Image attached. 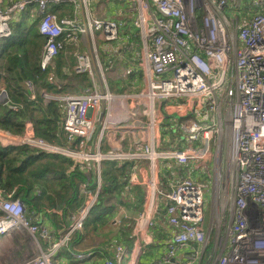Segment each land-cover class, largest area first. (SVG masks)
Returning a JSON list of instances; mask_svg holds the SVG:
<instances>
[{"label": "built area", "instance_id": "obj_1", "mask_svg": "<svg viewBox=\"0 0 264 264\" xmlns=\"http://www.w3.org/2000/svg\"><path fill=\"white\" fill-rule=\"evenodd\" d=\"M108 1L130 4L132 25L142 41L146 90L134 96L112 94L103 84L100 65L94 66L87 53L76 55L73 71L87 74L92 82L94 76L101 80L97 84L93 82L91 89L72 94L43 93L41 100H35L33 86L26 83L30 101L38 105L54 102L64 106L62 139L48 142L40 138L26 120L22 135L0 129V147L26 146L38 154L59 155L75 164L90 165L95 190L91 201L87 203V199L80 213L70 217L71 225L66 233L59 236L48 251L40 250L20 264H54L53 256L62 248L69 250L77 262L92 258V251H78L71 242L75 234L81 235L83 221L100 190L102 162L145 160L155 166L158 159H169L185 165L202 159L207 153V145L197 149L193 146L195 143L210 141L209 147L213 143L220 148L222 125L227 136L226 186L231 196L221 198L225 205L218 218L215 248L203 264H264V0ZM89 2L0 0V40L10 38L14 22L33 8L39 16L37 31L44 39L40 57L42 71L54 64L62 52L64 38L77 42L79 37L89 36L92 40L94 33H98L103 41H114L120 25L113 20L87 18L81 24L74 17H62L49 10L69 5L77 14L85 10ZM3 95L6 97L4 106L17 110L16 105H10L7 92L0 88V98ZM168 99H184L201 112L199 121L185 109H178L185 115L172 116L177 119L171 120L176 130L188 144L184 150L158 151L149 143L143 153L119 148L100 151L107 130L117 126L134 130L144 117L148 122L142 130H148V136L153 131L155 134L161 111L169 107L163 101ZM102 105L108 106V110L106 114H98L97 126H94L89 113ZM119 105L127 115L116 117L113 114ZM91 142L95 151L88 149ZM130 183H134V178H130ZM143 184L150 193L148 210H151L157 194L156 177L146 179ZM205 190V184L186 176L164 194L168 201L165 211L171 239L153 264H202L209 238L202 229ZM152 225L148 222L146 227ZM22 231L36 243L37 238H52L43 225L27 217L19 198L12 192L0 190V237ZM139 240L137 235H131V250L121 243L112 244V255L105 258L103 264H133L134 261L136 264L138 255L148 247V243L139 244ZM189 245L199 251L194 250L176 261L177 252Z\"/></svg>", "mask_w": 264, "mask_h": 264}, {"label": "crops", "instance_id": "obj_2", "mask_svg": "<svg viewBox=\"0 0 264 264\" xmlns=\"http://www.w3.org/2000/svg\"><path fill=\"white\" fill-rule=\"evenodd\" d=\"M10 1L11 0H7V2ZM57 7L58 9L56 12L59 16L69 18L74 17L81 24L85 23L87 18H104L113 20L120 25L117 38L111 42L103 41L98 33H94L92 38L93 41L89 39V36H84L82 38L79 37V41H77L75 45H68L63 53L61 52L62 55L60 59L62 64L68 66L70 63L72 66L71 70H73L76 55L87 53L91 56L94 66H96V63L100 65L103 80H105V83L103 84L107 87L109 92L112 94L132 96L140 92H145V78L142 68V41L132 25L133 16L129 3L108 0H90L88 7L77 14H74L73 8L69 5H60ZM38 20L39 16L37 11L33 8H29L14 22V24L18 21H22V25H35L34 27L36 28ZM4 41L5 40L0 41V47L5 43ZM55 62L52 67L55 66ZM60 68L61 67L58 68L56 76L53 77V81L60 89V93L56 94L78 93L83 89H91L93 82L97 84L101 81L97 76H94V81L92 82L87 74H83V77L86 79V82H83V85L87 87L81 88V86L78 85V83L81 82H78V79L74 78L72 73L65 74V71H60ZM86 83L88 85H86ZM44 91L45 90H42L41 96L45 93ZM41 99L42 97L40 100ZM37 102L41 103L42 101ZM163 104H166L169 107L161 111V119L156 125L155 134L153 131L148 136V130H142L143 127H146L148 122L147 118L144 117L141 124H138L134 130H124L122 126L113 127L107 130L103 135L100 151L105 153L109 150L119 148L123 151L143 153L144 147L149 143H152L154 149L158 151H160V149H163L164 151L166 149L169 150L174 148L184 150L188 144L184 142L185 140H180L183 136H178L176 133L163 136L162 128H172L170 122H173L171 120H177L172 116L185 115L184 112L178 109H185L189 113L195 115L194 118L196 121L200 120L201 115L198 114L201 112L195 110L184 99H168L164 100ZM47 105L49 104H42L39 106L47 107ZM107 110L108 106L102 105L97 111L89 113V118L94 120V126H97L98 114H106ZM59 112L63 116V109L59 110ZM113 114L116 117H121L127 115V111L124 110L122 105H119V107L113 111ZM28 122L30 123L29 120ZM164 123H167V126H164ZM174 127L175 128L172 129L178 133L176 130L177 127L175 125ZM195 145H197V143L193 144V146ZM76 146L79 147L78 142H76ZM195 147L197 148L198 146ZM199 148L200 147L197 149ZM88 149L89 151H95L92 142ZM225 160L226 153L222 151V148L220 149L217 146L208 150L202 159L190 161L185 165L178 164L176 161L169 159H158L155 166L150 165L145 160H136V162L133 163L134 166L130 169L129 181L130 178H134V183L130 184H139L143 191H140L139 189L133 190L128 197H124L123 194L114 191L112 197L109 196L108 199L96 209L99 210L100 214L98 219L103 220L104 224L100 226L96 232H88L86 236H83L80 240H76V243L73 244L78 251H92V258L90 260L77 262L69 254V250L62 248L55 256H53V263L103 264L104 259L112 255V248L114 246L110 245L104 247V244L108 240H112V244L121 243L124 244L128 250H131L132 234L139 237V244L148 243L147 249L138 255L136 264H153L158 261L163 254L165 243L171 239L170 227L167 224L165 211L168 201L164 194L171 191L173 186L186 176H189L195 182L206 185L203 210L204 224L202 225V229L209 234V238L211 234H213V241L211 240V244H213L212 247L214 250L218 233V218L222 214L225 205L221 198L224 196H231V191L228 190L226 186L227 171ZM198 161L201 162V165L194 164V162ZM75 163L76 162L72 161V166L68 172L73 170L76 165ZM201 168H208L209 175L207 173L198 172ZM88 172L90 173L92 184H94L95 179L93 178V171L91 170L90 165ZM214 173L217 174L216 178L213 175ZM151 177H156L157 194L151 210H148L150 205V193L143 182ZM82 188V185H79L80 194L87 196L88 193L85 194ZM15 189L16 188H13L9 193H14ZM32 194L37 196L40 194V191L36 189ZM91 197L92 195L88 196L87 203L91 201ZM206 197L210 199V213H207L205 208ZM112 202L119 203L120 207H116V210L113 208L105 210L106 205H109ZM213 207L216 208L214 217ZM65 211L67 210H60L59 212H56L55 210H46L44 206L37 211L33 210V216L30 220L33 223L43 225L47 229L49 235H52V238L49 240L37 238L36 243L25 231L14 232L8 236L0 237V264H20L29 257L37 255L40 250L48 251L51 248V245L57 242V238L55 237L57 235L54 234V230L59 221V217H52L50 214H54L55 216L63 214L66 221L68 217L66 218L64 214L75 216L80 213V210H75L71 213ZM148 214L149 216L147 218ZM138 217L141 218L136 220ZM148 222L153 224L151 228L146 227ZM65 225L66 227L61 234L62 236L71 225L70 220L69 222L66 221ZM194 250L199 251L194 245L186 246V248L177 252L175 260H182ZM122 264H126V262H123ZM133 264H135V261Z\"/></svg>", "mask_w": 264, "mask_h": 264}, {"label": "trees", "instance_id": "obj_3", "mask_svg": "<svg viewBox=\"0 0 264 264\" xmlns=\"http://www.w3.org/2000/svg\"><path fill=\"white\" fill-rule=\"evenodd\" d=\"M57 9L58 7H51L49 10L56 12ZM21 22L18 21L12 26L11 37L5 39V43L0 47V88L7 92L10 105H16L18 108L11 110L7 106L0 105V129L10 131L14 135H22L25 130L24 121L29 120L37 136L48 142H60L63 116L59 110L64 106L53 102L47 107H42L30 101L26 83L33 86L35 100H40L42 90H45V93H60L53 77L61 67L60 71H65V74L72 73L73 77L81 82L78 85L86 88L87 86L83 85V82H86L84 75L75 73L71 70L70 63L66 66L60 59L66 46L75 45L76 42L64 38L62 53L55 59L56 62L54 60L55 66L52 67V65L42 71L40 55L44 39L38 33L37 27H34L35 25L24 28ZM15 40L18 41L17 45L14 43ZM133 163V161L101 163L100 190L83 221L81 235L78 233L74 235L72 245L88 232H96L104 224L103 220L98 219L100 214L96 209L109 196L112 197L114 191L123 194L124 197H128L131 191L136 189L143 191L139 184H130L129 175L130 169L134 166ZM71 166L72 161L63 156L38 154L26 146L0 147V190L9 193L16 188L13 195L23 202L28 218H32L33 210L37 211L42 206L46 210L56 212L67 210L65 212L71 213L80 210L85 206L88 196L94 193L95 184H92L87 165L76 164L73 170L68 172ZM79 185H82L85 194L88 193L87 196L80 194ZM36 189L40 191L37 196L32 194ZM116 207H120L119 203L112 202L106 205L105 210L112 208L116 210ZM50 215L59 217L58 225L54 230V234L57 235L55 237L59 238L71 215L64 214L66 218L68 217L66 221L63 214ZM111 241L108 240L104 247L112 245ZM208 248L209 246L206 250Z\"/></svg>", "mask_w": 264, "mask_h": 264}, {"label": "rangeland", "instance_id": "obj_4", "mask_svg": "<svg viewBox=\"0 0 264 264\" xmlns=\"http://www.w3.org/2000/svg\"><path fill=\"white\" fill-rule=\"evenodd\" d=\"M24 25V28H25V24H23ZM32 28H30V30H31ZM14 43H16V45L18 44V41H16L15 40V42ZM0 105H3L4 106V104H3V102H1L0 103ZM170 124H171V127L174 129L175 127H174V124L173 123H171L170 122ZM164 126H167V123H164L163 124ZM172 128H166V127H163L162 128V135L163 136H167V135H171V134H177L178 136H183V134L181 133V132H176L175 130H173ZM221 128H222V133H221V142H220V149L222 148V151L223 152H225L226 151V139H227V136L225 135V133H224V125H222L221 126ZM184 137V136H183ZM62 139V138H61ZM212 138H210V140H211ZM181 141H184V139L183 138H181L180 139ZM123 142H124V140H123ZM185 142V141H184ZM210 142V141H209ZM209 142H207V144H204V143H202L201 142V144H197V145H195V146H198V147H204V145H207L208 146V148L206 149L207 150V152H208V150H211L212 148H214V147H216V145H213V143H211L210 144V147H209ZM124 144H125V142H124ZM194 146V147H195ZM197 147V148H198ZM160 151H163V149H160ZM166 151H167V149H166ZM194 164L195 165H201V162L200 161H198V162H194ZM198 172H200V173H207L208 175H209V172H208V168H201L200 170H198ZM214 175V177L216 178V176H217V174L216 173H214L213 174ZM205 208H206V210H207V213H210V208H211V206H210V199L209 198H205ZM213 217H214V214H215V207H213ZM218 210V209H217ZM212 235L213 234H211V236H210V238L208 239V241H207V243H206V246H205V249L209 246V248L206 250V253L204 254V257H203V262H202V264L203 263H205V261H206V259H207V257L209 256V254H210V252H211V249H212V251H213V244H211V240H212ZM213 241V240H212Z\"/></svg>", "mask_w": 264, "mask_h": 264}, {"label": "water", "instance_id": "obj_5", "mask_svg": "<svg viewBox=\"0 0 264 264\" xmlns=\"http://www.w3.org/2000/svg\"><path fill=\"white\" fill-rule=\"evenodd\" d=\"M5 98H6L5 95H3V96L0 98V103H1V102H4Z\"/></svg>", "mask_w": 264, "mask_h": 264}, {"label": "flooded vegetation", "instance_id": "obj_6", "mask_svg": "<svg viewBox=\"0 0 264 264\" xmlns=\"http://www.w3.org/2000/svg\"><path fill=\"white\" fill-rule=\"evenodd\" d=\"M204 251H206V249Z\"/></svg>", "mask_w": 264, "mask_h": 264}]
</instances>
